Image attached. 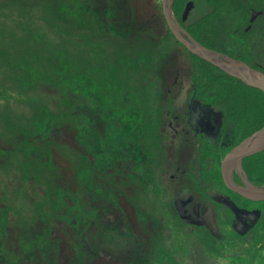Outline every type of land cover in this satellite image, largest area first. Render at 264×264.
<instances>
[{"label": "rangeland", "instance_id": "374dc122", "mask_svg": "<svg viewBox=\"0 0 264 264\" xmlns=\"http://www.w3.org/2000/svg\"><path fill=\"white\" fill-rule=\"evenodd\" d=\"M47 1L0 0V52L23 66L0 64V81L10 88L0 100V264H154L155 236L147 225L163 213L158 203L172 211L176 196L205 202L196 140L190 141L195 156L188 158L178 156L181 142L154 144L153 137L170 120L159 108L185 112L192 90H199L188 78L194 58L173 37L161 42L167 29L161 0H127L128 16L121 6L126 0H54L57 8L46 9ZM231 1L212 19L205 44L264 77V0ZM187 2L184 27L211 11L208 0H184L175 22ZM253 10L261 13L246 30ZM129 22L141 34L129 38L131 45L117 26ZM106 31L110 58L102 66L90 44L101 45ZM207 83L211 100L201 96L195 104L211 105L212 124L254 117L264 123L259 90ZM218 90L227 97L212 98ZM232 106L237 112L230 120L225 110ZM171 147L175 158H162L166 167L157 155ZM175 165L186 173L171 180Z\"/></svg>", "mask_w": 264, "mask_h": 264}, {"label": "flooded vegetation", "instance_id": "af4514ba", "mask_svg": "<svg viewBox=\"0 0 264 264\" xmlns=\"http://www.w3.org/2000/svg\"><path fill=\"white\" fill-rule=\"evenodd\" d=\"M182 23L183 21L180 20L178 24L186 30ZM252 23L249 22L246 30ZM167 34L168 28L165 31V35ZM218 71L219 73L211 77L214 82L215 80L219 82L217 88H220L219 85L222 83L226 86L230 82L252 88ZM178 77L175 75L170 83L172 86L176 85ZM194 77V74L188 75V78L194 79ZM198 80H204L205 83H200ZM207 82L208 79L202 74L192 80V87L200 88L192 90L185 112L177 110L175 106L161 107L158 111H162L165 117H170V120L167 122V127L161 128L160 133L153 134L154 144L159 140L162 142L170 140L172 144L179 141L182 149H177L178 156L182 157V153L185 152L190 158L194 155L190 141L192 138L196 140V156H194L199 162V165H196L198 173L196 176H199L198 187L202 189L199 191L205 202L196 200L192 195L176 196L171 203L172 211L168 209L166 203H158L157 209L163 213L147 225H151L155 236L153 263L264 264V201H250L231 191L225 186L221 175V161L225 155L257 132L264 123L258 125L254 117L252 122L243 124L232 121L220 125L212 124L210 116L206 113L211 105L207 102L195 104L201 96H205V100H211L207 97L210 93ZM168 92L170 93L171 90L168 89ZM179 93L180 91H176V94ZM213 93L212 98L215 99L227 97L221 94L223 93L221 90ZM175 96L174 93V100ZM236 112L237 108L234 106L225 110L230 120ZM168 150L164 155H157L158 160H161L166 167L169 164L163 159L175 158L170 152L176 149L171 147ZM140 160L142 163L146 160L143 146H140ZM208 161L210 164L206 167ZM155 163L158 162L155 160ZM185 171L186 169L175 165V174H171L170 179L181 178ZM231 177L237 186H244L245 182L255 187L264 186V150L244 157L241 161V170L233 167ZM156 189L159 191V185ZM210 193H215L217 197L210 196ZM225 197L227 201L223 200ZM142 232L146 230L143 229L140 234H144Z\"/></svg>", "mask_w": 264, "mask_h": 264}, {"label": "water", "instance_id": "95a60500", "mask_svg": "<svg viewBox=\"0 0 264 264\" xmlns=\"http://www.w3.org/2000/svg\"><path fill=\"white\" fill-rule=\"evenodd\" d=\"M173 0H161L162 15L167 25L168 31L174 39L180 43L189 53L200 58L204 62L217 68L224 74L240 80L242 83L259 90L264 94V77L254 69L245 64L232 60L227 56L212 51L197 41L176 22H174L170 6ZM191 9V2H188L181 15V21H185ZM259 11H252L249 22L260 14ZM264 150V125L251 136L246 138L238 147L226 154L221 161V175L225 186L241 197L254 201H264V186L255 187L247 182L244 186H237L232 181L231 170L238 167L241 170V161L244 157L251 156Z\"/></svg>", "mask_w": 264, "mask_h": 264}, {"label": "trees", "instance_id": "16d2710c", "mask_svg": "<svg viewBox=\"0 0 264 264\" xmlns=\"http://www.w3.org/2000/svg\"><path fill=\"white\" fill-rule=\"evenodd\" d=\"M8 1L10 2V0H8ZM117 2H119V1H117ZM47 3L48 4L45 5L46 9H50V8H54V7L57 8L56 2L54 0H48ZM125 3H127V0L126 1H122L121 6L123 5V7H124ZM208 3L210 5V7H211V11L209 12V14H206L205 17H202L199 20L200 22H202V21L206 22L207 21L206 28L203 29L204 27H202V24L199 21L193 22V23H191V24H189L188 26L185 27V29H186L185 31L187 32V34H189L195 41H197L198 43H200L201 45H203L206 48H207V45L205 44L204 38H205V36H206V34H207V32L209 30H213V23H212L213 20L212 19L218 17V11L229 9L232 6V1L231 0H208ZM183 4H184V0H173V2L171 4V7H170V11H171L174 19L176 18L175 16H177L178 12L180 10H182ZM34 5L35 4L32 3L30 5V7L33 8ZM25 7H27V5H25ZM124 11L126 12L125 16H128V14L129 15L131 14V9L128 7V5L124 7ZM112 18L113 17H112V14H111V19ZM124 22H126V21H124ZM204 23H203V25H204ZM133 24H134V22L133 23L129 22L128 26H126L127 24H123V23L117 25V26L122 27L126 32H128V36L130 35V37H127L124 34H112V35H118V36L120 35L121 39H123V40H125V37H127L128 38L127 40L129 41V38H131L133 36H138V35H136L133 32L134 31L133 26H132ZM114 27L116 28V25ZM137 30L139 31L140 29L135 27V31H137ZM107 32L108 31L104 32L103 33V39L99 40V42H101V45L103 46L102 49H101L102 46L100 45V43L93 42V43L90 44V45H92L94 47L93 48L94 49V53L97 56V58H101V56H102V58H103V60L101 61L102 62V66L105 64L104 63V58H106L105 60L110 58V57H108L109 56V51L107 50L108 48L104 45V43H105L104 41L107 40L106 39V34L109 33V32L108 33ZM140 32H137V33L139 34ZM70 35L72 37L74 34L70 33ZM140 37H141V34H140V36H138V38H140ZM170 37H172L170 33H168L167 35L164 34L162 36V38H161V42H164L165 40L170 39ZM12 40L16 41L15 38L12 39ZM131 44L132 43L129 41V45H131ZM140 47L143 48L142 51L146 50L145 49L146 46H142L140 44ZM188 54H189V56L191 58H194V63H193L194 75H195L194 79L197 78V75H201L202 74L205 78L208 79V82L209 81L212 82L213 80H211L209 78L211 77L210 74H212V70L211 69H215V68L213 66L209 65L208 63L204 62L200 58H198V57H196V56H194V55H192L190 53H188ZM0 56H3L2 57V63L0 62V64H2V66L5 67V68H13V69H15V67H17V68L23 67L22 64H20L18 62H13V59H9L11 57V55H8V53L6 51H5V53L4 52H0ZM215 70H217V69H215ZM212 75H214V74H212ZM198 81H200V83L204 82L203 80H198ZM9 90H10V88L7 85H5V83L0 81V100H7V97L10 96L8 94ZM40 101H42V100H40ZM50 141L51 140L48 139L47 143H51ZM38 156H42V154H39ZM52 261L53 262H51V264L52 263L55 264L54 260H52Z\"/></svg>", "mask_w": 264, "mask_h": 264}]
</instances>
